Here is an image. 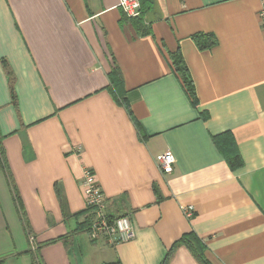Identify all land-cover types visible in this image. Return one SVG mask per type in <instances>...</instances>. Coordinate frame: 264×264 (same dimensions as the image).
<instances>
[{"label": "crops", "instance_id": "1", "mask_svg": "<svg viewBox=\"0 0 264 264\" xmlns=\"http://www.w3.org/2000/svg\"><path fill=\"white\" fill-rule=\"evenodd\" d=\"M118 1L0 0L1 148L26 242L70 234L38 248L40 264H161L193 231L212 264H264L263 0H149L147 34ZM197 32L216 44L199 50ZM176 50L195 107L170 65ZM114 65L124 105L108 77ZM223 132L241 157L235 169L212 141ZM165 150L174 156L168 174L155 158ZM86 167L109 212L129 216L132 239L112 246L74 231L85 217L75 214L85 210ZM167 264L199 263L179 246Z\"/></svg>", "mask_w": 264, "mask_h": 264}, {"label": "trees", "instance_id": "2", "mask_svg": "<svg viewBox=\"0 0 264 264\" xmlns=\"http://www.w3.org/2000/svg\"><path fill=\"white\" fill-rule=\"evenodd\" d=\"M146 3H149V0H140V13L138 16L134 17H128L125 14V17L131 22V24L135 27L136 31L139 34H147L150 33L149 27L145 24V13L147 12L148 6ZM144 4H146V7H144ZM144 7V9H143ZM191 38L193 42L195 43L196 47L199 50H206L212 46H214L217 42L216 37L213 33L210 32H197L191 35ZM170 65L172 67V70L176 75H178L180 82L188 95L191 104L195 107L198 104L197 96H196V91L194 84L192 82V79L190 78L188 74V69L187 65L182 57V55L176 50L173 52H168L167 53ZM7 73H10V71L7 69ZM108 77L110 80V84L112 86V91L114 92V97L117 101H119L122 105L125 104V98L123 96H120L118 92H116V87L118 85L123 84V79L120 70L116 65H114L110 72L108 73ZM11 83V80H10ZM10 98H11V103L15 104L16 103V94L15 90L12 84H10ZM128 113L130 114V109H127ZM4 136L0 134V165L2 168H4L5 173L7 175L9 185L12 191V195L14 198V201L17 205V207L20 209V212L22 214V219L24 221V224H27L26 220L24 219L22 209L20 208V198L19 195L15 189V186L13 184V181L11 179V176L9 175L8 168L6 166V162L4 159L3 155V150L1 148V139ZM231 136L228 135V132H223L219 133L216 135L212 136V141L216 145V147L222 151L223 156L228 163L229 167L232 169L237 168L242 164L240 154L238 153L236 147H230V145L227 143L228 140L230 141ZM88 211L83 210L81 212L76 213L75 215H80L84 214V219L78 223L77 227L75 228V232H83L87 231L89 229L87 219L89 214H87ZM87 214V215H86ZM27 227V226H26ZM73 231V232H74ZM72 232V233H73ZM70 234H64L62 236H58L53 239H49L46 241H43L41 243H38V246L35 247L34 250H28V252L31 255V262L30 264H40L38 260V248H40L43 245L50 244L53 242H56L58 240H61L65 242ZM179 246H184L186 247L194 259L199 263V264H212L210 260L206 257L205 255V244L203 241L193 232V231H188L182 233L174 242L171 244V246L168 248V250L165 253L164 258L162 259L161 264H167L169 258L172 256L174 250L179 247ZM37 252V253H36ZM1 261V260H0Z\"/></svg>", "mask_w": 264, "mask_h": 264}, {"label": "built area", "instance_id": "3", "mask_svg": "<svg viewBox=\"0 0 264 264\" xmlns=\"http://www.w3.org/2000/svg\"><path fill=\"white\" fill-rule=\"evenodd\" d=\"M118 6L128 17L138 16L140 13V0H119ZM259 23L264 33V0L258 12ZM156 163L159 170L168 174L173 170L174 156L169 150H165L156 155ZM84 206L88 211L87 230L90 239L104 240L112 246L128 241L134 237V230L131 220L126 214H113L108 210V203L104 192L94 173L90 168L83 169L80 179ZM187 216L191 213V208H184ZM33 243V237L30 236ZM116 264V263H108Z\"/></svg>", "mask_w": 264, "mask_h": 264}, {"label": "rangeland", "instance_id": "4", "mask_svg": "<svg viewBox=\"0 0 264 264\" xmlns=\"http://www.w3.org/2000/svg\"><path fill=\"white\" fill-rule=\"evenodd\" d=\"M4 173L0 172V264H30L31 255L28 251L24 252L21 249H32L37 247L36 242H31L30 235L28 236L30 243L28 244L25 239L27 235L26 226L22 219L20 209L17 207L15 201L12 200V194L4 179ZM16 208L12 211V214L8 212V209ZM24 241V248H20V245ZM15 241V246L12 244ZM21 242V243H20ZM14 247H17L16 250ZM18 253L19 259H13V255ZM37 253V252H36ZM37 255H39L37 253ZM25 257V258H22ZM38 258V257H37Z\"/></svg>", "mask_w": 264, "mask_h": 264}]
</instances>
